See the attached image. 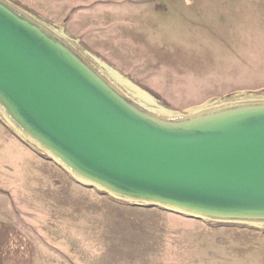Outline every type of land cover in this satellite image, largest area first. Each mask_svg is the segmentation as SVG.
Masks as SVG:
<instances>
[{
  "label": "rangeland",
  "instance_id": "rangeland-1",
  "mask_svg": "<svg viewBox=\"0 0 264 264\" xmlns=\"http://www.w3.org/2000/svg\"><path fill=\"white\" fill-rule=\"evenodd\" d=\"M204 1L210 3L207 18L193 27L202 24L207 44L216 36V8L215 0ZM239 1V37L255 36L258 45L254 58L236 57L233 73L206 58L190 69L185 0H0V6L132 106L165 114H152L164 124L194 125L264 109V56L258 52L264 0ZM215 47L207 45L205 53ZM7 107L0 98V214L31 232L42 263L264 264V216L181 212L171 203L121 193L75 170Z\"/></svg>",
  "mask_w": 264,
  "mask_h": 264
},
{
  "label": "water",
  "instance_id": "water-1",
  "mask_svg": "<svg viewBox=\"0 0 264 264\" xmlns=\"http://www.w3.org/2000/svg\"><path fill=\"white\" fill-rule=\"evenodd\" d=\"M88 71L0 6V98L75 170L128 195L218 216H264V109L167 129Z\"/></svg>",
  "mask_w": 264,
  "mask_h": 264
},
{
  "label": "crops",
  "instance_id": "crops-1",
  "mask_svg": "<svg viewBox=\"0 0 264 264\" xmlns=\"http://www.w3.org/2000/svg\"><path fill=\"white\" fill-rule=\"evenodd\" d=\"M239 2V0H215L216 36L214 39L207 38V44H204L202 24H198L197 28L193 26L195 20L199 19L201 23L204 16L207 18L204 8L210 3L204 5V0H185L184 7L187 17L189 16V26L188 22L185 24L189 44L186 45L184 55L185 61L190 63V69L193 68L192 62H199L202 65L201 62L206 58V60L215 59L221 65L222 70L233 73L237 62L236 57L250 58L252 56L254 58L258 45L255 36L252 38L239 37L241 30ZM196 30L199 32L197 33ZM207 45H215V50H210L211 53L207 50L205 53L206 48L204 47ZM240 45L243 46L242 51ZM258 52L264 56V48ZM251 62L256 64L255 59ZM41 259L42 257L37 254L31 232L15 219L0 214V264H44Z\"/></svg>",
  "mask_w": 264,
  "mask_h": 264
},
{
  "label": "bare ground",
  "instance_id": "bare-ground-1",
  "mask_svg": "<svg viewBox=\"0 0 264 264\" xmlns=\"http://www.w3.org/2000/svg\"><path fill=\"white\" fill-rule=\"evenodd\" d=\"M88 73H89V75H91L94 79H96V81L98 82L99 81V83L105 88V90L110 94V95H112L115 99H117L118 101H120L121 103H124L125 105H127L130 109H132L134 112H136L139 116H141L142 118H144L145 120H147V121H149V122H151V123H153V124H155V125H158V126H160V127H164V128H167V129H172V130H189V129H194V128H196V127H201V125L202 126H208V125H211V124H215V123H218L219 124V122L221 121V119H215V120H211V121H207V122H204V123H200V124H194V125H186V123H184V124H176V125H171V124H164V123H161V122H159V120H155L156 118L152 115V114H156V115H160V114H163V113H159V112H156V111H154V110H151V109H149V108H147V107H145V106H143V105H141V104H139V106L138 105H133L132 106V104H129V102H127V100H125L124 98H122V97H119L118 95H117V92H115L114 91V89L111 87V86H109V85H107V84H104L99 78H96L92 73H90L89 71H88ZM100 76V75H99ZM101 77V76H100ZM115 82V81H114ZM125 96V95H124ZM253 98H255V97H253ZM263 98V97H262ZM262 98H259V99H262ZM125 101H124V100ZM132 101V100H131ZM136 102V101H135ZM250 103V102H249ZM207 106H209V104H207V105H204V106H202V107H200V108H197V109H195V110H192V111H189V112H187L186 114L188 115V114H192V113H197V112H200L201 110H203L204 108L206 109V107ZM143 109H145V110H143ZM204 109V110H205ZM145 111H147L148 113H150V111H151V113L150 114H147ZM2 112V111H1ZM163 115H165V114H163ZM170 115H174V114H166V116H170ZM176 115H179V114H176ZM180 118H181V116H180ZM5 120V119H4ZM223 120V119H222ZM9 122V125L11 124L13 127H14V129L17 131V133H19L24 139H29L30 138V142H35V140L33 139V138H31V137H29V135H27L21 128H19V127H17L13 122H11V121H8ZM18 125V124H17ZM19 126V125H18ZM15 131V132H16ZM37 143V142H36ZM47 155V154H46ZM53 157V156H52ZM100 189V188H99ZM171 205V204H170ZM169 207H172V206H169ZM173 208H175V209H178V210H180L181 212H185V210L186 211H192V210H190V209H185V208H177V206H174ZM194 213H198V214H201L200 212H197V211H194ZM203 214V213H202ZM213 216V215H212ZM259 225H262V224H259Z\"/></svg>",
  "mask_w": 264,
  "mask_h": 264
}]
</instances>
